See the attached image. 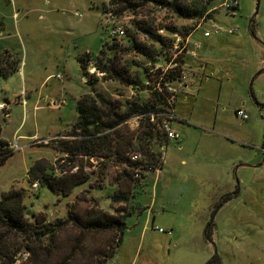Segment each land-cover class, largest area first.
Segmentation results:
<instances>
[{
    "label": "rangeland",
    "instance_id": "374dc122",
    "mask_svg": "<svg viewBox=\"0 0 264 264\" xmlns=\"http://www.w3.org/2000/svg\"><path fill=\"white\" fill-rule=\"evenodd\" d=\"M209 1L211 17L184 18L155 2L132 9L111 0H0V52H8L17 64L8 76L0 72L2 136L14 150L0 167V200L11 189L24 190L31 221L33 215L66 218L72 208L84 216L95 208L114 214V207H127L112 196L131 166L116 156L70 158L58 148L61 139L74 138L68 133L78 116V100L93 90L121 113L144 100L162 111L174 106L182 120L168 121L180 124L181 138L157 148L163 156L158 168L134 169L138 180L126 229L107 264H264V0H238L233 12L226 8L233 0H179L193 7ZM134 21L149 26L162 41L136 29ZM212 25L223 30L205 37ZM233 27L237 31L229 33ZM194 40L202 43L197 55L207 62L203 79H196L187 93L176 92V106L167 105L165 87L181 89L186 81L179 58L185 55V69L195 68L196 58L189 53ZM106 43L117 47L102 56ZM87 52L93 57L82 69L80 59ZM97 58L109 65L113 58L117 69H125L124 76L139 85L101 71ZM0 62L6 65V57ZM95 77L96 84L86 83ZM239 108L246 110L247 120L239 118ZM142 121L144 116L132 114L112 137H140ZM209 130L235 136L236 149L217 144ZM147 141L140 139L126 155L143 159ZM220 151L225 164L210 165ZM231 154L238 156L234 163L227 161ZM37 161L55 176L83 167L90 178L63 195L29 180ZM76 235L79 230L72 226L59 232L63 253ZM114 236L115 231L89 234L86 241L105 245Z\"/></svg>",
    "mask_w": 264,
    "mask_h": 264
},
{
    "label": "trees",
    "instance_id": "16d2710c",
    "mask_svg": "<svg viewBox=\"0 0 264 264\" xmlns=\"http://www.w3.org/2000/svg\"><path fill=\"white\" fill-rule=\"evenodd\" d=\"M149 2L168 6L184 18L211 17L212 15L211 12H208L212 5L210 1L206 6L193 7L182 5L179 0H111V4L121 3L124 8L132 9H137ZM133 23L136 29L145 32L156 41H162V36L149 26H144L139 21ZM132 39L136 43V37ZM116 47L117 44L109 46L106 43L99 54L106 56L108 49ZM138 50L153 58V55L145 50L141 48ZM4 56L7 59V64L2 65L0 62V72L8 76L17 70V64L10 58L8 52H0V57ZM90 57L93 56L89 52L81 57L82 69L85 68ZM108 61L111 62L110 65L97 58L96 67L105 73L111 72L115 78L117 77L127 84L139 85L124 76L127 75L125 69H117L118 64L113 58H109ZM178 69L179 73L183 70L182 67ZM84 76L87 77L86 72ZM97 80L98 77L86 79V83L94 85ZM163 109L158 108L155 102L144 100L142 104L137 103L121 113L115 110L112 102L106 96L93 90L84 94L78 100V116L68 133L74 138L61 139L58 148L66 157L70 158L85 155L110 159L116 156L118 161L131 166L133 170H124L126 174L118 181V188L112 196L113 202H125L127 207L122 205L114 207V214L101 208H95L84 216H79L72 208L66 218L50 221L43 215L39 217L33 215L34 220L31 221L26 216L24 190L11 189L4 193L0 200V264H107L115 254L126 229L125 219L129 213V199L132 195V188L134 189L138 180L134 177V169L140 167L156 169L162 165V152L157 148L163 146V143H167L168 140L166 133L151 121V117L152 113ZM136 113L144 116V121L141 123V136L133 139L128 137L127 140L123 137L117 140L113 138V133L120 125ZM7 114L9 115V112ZM139 138L148 139L144 143L145 147L141 144L144 158L140 160H138V156L126 155L127 149L140 141ZM13 151L9 141L2 136V121H0V167ZM78 169L69 174L65 172L66 170L61 169L65 174L55 176L48 173L46 166H42L40 161H37L29 170V180L33 179L31 182L38 180L42 185H48L53 191L68 195L75 186L87 182L90 178V173L86 172L83 167ZM69 226L79 230V235L73 239L70 250L63 253L59 232ZM111 231H115L114 239L106 242L105 245L86 241L89 234L96 236Z\"/></svg>",
    "mask_w": 264,
    "mask_h": 264
},
{
    "label": "built area",
    "instance_id": "2783aa9c",
    "mask_svg": "<svg viewBox=\"0 0 264 264\" xmlns=\"http://www.w3.org/2000/svg\"><path fill=\"white\" fill-rule=\"evenodd\" d=\"M238 5H239L238 0H233L229 4L226 3V8H227L228 12H233L234 8ZM212 26H214L213 29L205 30V32H204L205 37H209L210 35H212V33H218L219 31L223 30V28L220 26H217V25H212ZM227 31L230 33H234L237 31V28L236 27L228 28ZM187 42H188L187 44L190 46V42H191L190 35L187 38ZM201 47H202V43L200 41L194 42L193 48L189 49L190 57L191 58H197L198 57L197 50L200 49ZM177 62L179 63V68L182 67V69H183L180 73V77L186 79L187 73H185L184 69H185L187 62L185 61V55H182ZM165 89H166V93L164 94L165 102L167 105L172 106V103H175L177 100L176 99V95H177L176 92H178L180 88L178 89L176 87H173L172 85H167L165 87ZM3 108H4V105L2 103H0V109H3ZM171 108L172 109H169L167 111H159L157 113H152V117H151V121H153L159 129H161L162 131H164L166 133L167 140H175V139L179 138L178 132H176L172 128L171 122L168 121V120H175L176 119L175 107L173 106ZM237 115L239 116V118L241 120H247L249 118L248 113L243 108H239L237 110ZM155 116H157L158 118L159 117L162 118V120L159 119L158 121H155L154 120ZM34 185L37 186V183H35ZM158 229L160 231H163L162 228H158Z\"/></svg>",
    "mask_w": 264,
    "mask_h": 264
},
{
    "label": "crops",
    "instance_id": "0c3cea01",
    "mask_svg": "<svg viewBox=\"0 0 264 264\" xmlns=\"http://www.w3.org/2000/svg\"><path fill=\"white\" fill-rule=\"evenodd\" d=\"M1 23H2V21H0ZM197 30V29H196ZM195 30V31H196ZM195 31H193L191 34H190V38H191V36H192V34L195 32ZM218 33H220V31L218 32ZM230 33V32H229ZM235 33V32H234ZM195 39V38H194ZM196 41H199V40H194L193 41V45H194V42H196ZM196 61H193L194 62V64H193V66L195 65V68L194 69H192V70H190V68H191V65H190V68L189 69H185V70H187V78H186V81L184 82V84H183V86L181 87V89L179 90V93H187V91L191 88V86L192 85H194L195 83H196V79H203V73L202 72H204L205 71V69H206V67H207V62H205L204 60H203V58L201 57L200 59H199V55H198V58H196L195 59ZM187 65V64H186ZM189 65V64H188ZM191 71V72H190ZM186 72V71H185ZM179 93H178V95H179ZM177 100H178V96H177ZM177 100H176V103H177ZM176 103H175V106H176ZM245 110V109H244ZM176 113H177V111H176V109H175V115H176ZM8 117H10V116H8ZM176 118L177 119H181L180 117H177V115H176ZM182 120V119H181ZM171 125H172V128L176 131V132H178V134H179V138L178 139H180L181 138V134L179 133V131L177 130V127H180V124H175V122L174 121H172V123H171ZM204 128H206V127H204ZM210 131V133L208 134L207 133V135H209V136H211V137H213V140L217 143V144H219L220 146H222V147H229V148H231L233 151L236 149V147H237V145H238V140L236 139V137L235 136H226V135H220V134H218V136H216V135H212V133H213V131H211V130H209ZM173 141H175V140H168V142L167 143H169V142H173ZM182 141V140H181ZM183 142H184V139H183ZM215 156V157H214ZM213 156V159L209 162L210 163V165L212 164V165H217L218 163H219V165L220 166H222V165H224L223 163H221V161H223V160H225V158L224 157H226V156H224V154L222 153V151H220V152H216V155H214ZM227 157H229V159L227 160V161H231L232 163H234V162H236L237 161V158H238V156H232V154H231V156H227ZM252 160H254L253 159V157L250 159V162L252 161ZM224 162V161H223ZM237 168H238V166H237ZM240 172V171H239Z\"/></svg>",
    "mask_w": 264,
    "mask_h": 264
},
{
    "label": "water",
    "instance_id": "95a60500",
    "mask_svg": "<svg viewBox=\"0 0 264 264\" xmlns=\"http://www.w3.org/2000/svg\"><path fill=\"white\" fill-rule=\"evenodd\" d=\"M258 3H259V1H258Z\"/></svg>",
    "mask_w": 264,
    "mask_h": 264
}]
</instances>
